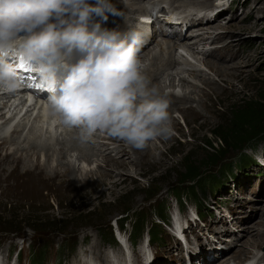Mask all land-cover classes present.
<instances>
[{"label": "rangeland", "instance_id": "374dc122", "mask_svg": "<svg viewBox=\"0 0 264 264\" xmlns=\"http://www.w3.org/2000/svg\"><path fill=\"white\" fill-rule=\"evenodd\" d=\"M152 1H164L162 6L168 10L169 0ZM196 1L205 4L203 0H179L172 6L180 8L176 13L183 15L196 10L205 12L207 7L185 6ZM230 1L233 2L229 4ZM111 2L115 7L129 3ZM210 4L214 6L213 16L217 14L215 19L210 17V23L214 32L223 35L221 41H205L208 43L197 47L199 54L175 52L174 69L155 76L157 81H165L163 86H167L168 78L177 85L176 73L184 71L182 77L202 90L203 80L193 79L188 72L196 68L198 75L217 84L214 93L207 90V110H201L196 96H192L196 114L184 123L183 113H171L177 121L171 138L150 142L148 146H155L156 159L161 155V166H153L150 159L143 161L140 155L135 159L129 145L98 133L93 140L97 162H76L74 152L67 155L76 168L96 170L91 180L100 179L102 185L93 190L67 191L62 177L64 168L57 165L65 160H58L56 154L47 162L26 157L27 152H19L15 146L11 147L13 150L9 145L0 147V264H32L31 254L40 256L35 264H86L89 257L93 258L91 246L98 247L96 253L103 264L111 261L109 251L115 259L132 256L133 264H181L179 261L188 258L193 264H200L195 261L197 258H207L203 264H211L217 260L211 256L222 252L219 245H205L213 241V236L226 246L218 256H228L227 264H247L264 251V123L260 126L262 134L238 149H234L233 140L228 139L225 145L216 138L219 133L230 136L235 111L246 109L263 94L264 0H211ZM130 5H139L135 8L138 15L144 12L142 3ZM104 23L113 30L114 15L110 13ZM166 40L159 36L150 48L158 43L165 50L171 42ZM228 41L233 46L223 48ZM212 51L221 67H235L228 75L216 76L202 65L206 53ZM170 91L164 89L166 93ZM182 91L176 88L174 93ZM59 132V144L76 136L72 130L67 135ZM54 146L55 150L61 147ZM9 152L17 156H8ZM106 155L115 161L113 164H122L114 165L116 169L105 167L111 164L105 163ZM56 166L54 173L49 167ZM199 175L201 178L194 180ZM206 252L211 256H201ZM198 253L201 257L196 256Z\"/></svg>", "mask_w": 264, "mask_h": 264}, {"label": "clouds", "instance_id": "9594fccd", "mask_svg": "<svg viewBox=\"0 0 264 264\" xmlns=\"http://www.w3.org/2000/svg\"><path fill=\"white\" fill-rule=\"evenodd\" d=\"M109 13L121 15L111 0H0V90L24 87L27 69L80 147L101 133L143 150L173 135L169 100L139 55L147 30L103 28Z\"/></svg>", "mask_w": 264, "mask_h": 264}, {"label": "bare ground", "instance_id": "6f19581e", "mask_svg": "<svg viewBox=\"0 0 264 264\" xmlns=\"http://www.w3.org/2000/svg\"><path fill=\"white\" fill-rule=\"evenodd\" d=\"M128 1H129V3L126 4L125 6H119V5L116 6L117 11H119L121 13V15H114L113 30L119 31L120 29L121 30L124 29V31H128L131 29H136L137 27L146 29V26H141V25L136 23V20L138 18L136 17L137 15H135V14L138 13V10L135 8L138 7L139 5L135 6V7H132L130 5V3L132 4V2H133V4L142 3V5H144L145 1L144 0H128ZM178 1L179 0H169L168 4H167L168 10L164 9V7L162 5H160L164 1H162V2L158 1L157 3L150 4L149 9H150V11H153L156 8H158V13H167V11H169L170 13H171V11L176 12L180 8H177V7L172 6V5L174 3H177ZM203 1L205 3L204 5H202L198 1H196L194 3L189 2L188 4L185 5V6H188L190 4L191 6L192 5L198 6L200 8H206L207 7V10L205 12H199L196 10V12L188 13V15L183 18V19H185V21L184 20L183 21L186 22V24H187L185 26V28H187V26H189L187 29L190 30L191 33H193L192 29H195V31H197V33H196L197 35L194 37V39L190 36H187V35L186 36H183V35L178 36V35H172L174 33L168 34L167 37H163V38L167 39L166 42H168V40H170L172 42V44H171V42H169L168 48L163 50V48L161 46L159 48V45L157 43V47L155 46L154 49L157 48L159 50H157V49L154 50V49H151L150 47H152L153 44L155 43L154 34H156V32H158V30H151V35L147 36L149 39H146V42H148V44L144 45L143 48L141 49L140 53H139L143 62L146 60L149 61L148 64L147 63L145 64L146 75L150 78L152 84L155 85L159 89L161 94L165 95L167 97V99L169 100V108H168L169 114L174 113V112L176 113V111H178L179 114L183 113V117H182L183 121L185 119H187V117H190V116L196 114L194 111L195 109L193 110V106H192L194 104L191 105L192 101L196 102L195 98L192 96H196L197 104L199 105V107L202 108V109L200 108L201 110L205 111L208 108V107L206 108L205 102H204L207 99H209V92L208 91H211L212 93H214L217 89V87H216L217 84L212 79L209 80V78H205L203 75H200V74L198 75V73L200 71L196 68H194L191 71L189 70L188 72H189V75L192 76L193 79H195V78L198 79L200 77L199 81L201 82L203 80L201 82L202 85L204 86V88L202 90H200L194 84L188 82V80L185 79L186 77L185 78L182 77V74L184 71H182L181 73H176V78L178 80L177 85H175V82H173V80L168 78L167 86H163V85H161V83H164L165 81L159 82V81H157L158 79L155 76L156 75L159 76L160 74H162L166 70H170V68L174 69V67H175L174 63L175 62L173 59L174 56L172 57V55L175 54V52H180V55H182V53H183L182 51L189 52L190 54H192V53L199 54L197 51V47H199L200 44L204 45L205 41L208 40L209 42H212V43H216V42L221 41L223 35L221 36L220 35L221 33L214 32L213 30L215 28L213 27V23L212 24L210 23V19L211 18L215 19L217 16V14L213 16V12H212V9H213L212 7H214L213 6L214 3L212 1L213 4L211 5L210 4L211 0H203ZM144 12H146V10H144ZM171 14L173 15L175 13H171ZM108 15H110V13ZM164 20L165 19H162L160 21L159 18H155L153 21H156V23L158 24L160 22H163ZM203 20H205L206 22L203 23ZM216 21H218V19H216ZM166 26L168 28H171L168 24ZM159 29L161 30V28H159ZM198 31H201V32L199 33ZM159 33H163V31H160ZM187 34H188V32H187ZM195 40H197V41H195ZM163 45H165V44H163ZM232 46H233V44L231 43V41H228V42H225V44L223 45V48H230ZM190 51H192V52H190ZM206 54H207V55H205L206 58L202 62V65L206 68V70H208V72H212L216 76L222 77V76L228 75V73L233 68H235L234 66L233 67H223V66L221 67L219 65V63L216 62L218 60H216L213 57V51L208 52ZM232 61L233 60H231V62ZM183 63L186 64L185 61H183ZM221 63H225V62H221ZM187 66H189V65H187ZM27 76L33 77V75L30 73V71H29ZM190 76H188V77L190 78ZM201 78H203V79H201ZM27 87H28L27 85L24 87H21L19 90H16L15 92H5V91L0 90V147H5L6 145H9L10 150H13L11 147L15 146L19 152H24V151H25L24 153L27 152L26 157H29V158L39 157L42 160L47 161V162H49L50 158L54 157L56 154L58 160H59V158L62 161L65 160L64 163L62 162L63 164H57V165L61 166V168H64L63 169L64 171L62 173V175H63L62 177L64 178L63 183H64L65 189L67 191H71V190H74V191L93 190L97 185H102L103 182L100 179H98L96 181L91 180L93 175H96V172H97L96 170L91 169L89 167H87L88 168L87 170H82L80 168H76L75 165H73L72 162H70L68 160L69 155H67L69 152H74L76 155L73 156V158L76 160V162L77 161H83V162L89 161V164H93V163L97 162V158L95 157L96 154H94L95 153L94 152L95 145H93L95 143L92 142L90 144L91 146L86 147L84 150H82V148L77 144L74 137H70V139L69 138L67 139V138L60 135L61 137H63V140H64V138H65V140L61 144H59L58 136H57L58 131H60L59 134H65V135L71 134V133L75 134L76 132L72 130L73 132L69 133L70 130L63 128L61 125H59L58 122L51 119L48 115V110H47L46 104L41 103V101L40 102H33L32 97L30 95L28 96V99L24 100V97L27 96L26 93H28ZM167 88L171 89L172 91H170L168 93L164 92V89L167 90ZM176 88H181V90L184 89V92L182 91L181 94H176V93H174V90H176ZM29 101H32L34 103V104L32 103L33 106L27 107V102H29ZM197 112H199V111H197ZM171 116L172 115H170V118H171ZM198 116H200V115H198ZM171 121H172V127L175 128L177 126V124H176L177 121L175 122L173 120V118H171ZM185 121H184V123H185ZM3 133H5V135H2ZM98 136H99V134L97 133L93 140L95 141V139L98 138ZM56 144L61 146L59 150L54 149L55 148L54 145H56ZM154 147L147 146L143 150H137V149L131 147V152L135 156V159H136L137 155H140L143 158V161H147L150 159L153 161L152 162L153 166H155L156 164L161 166V164H160L161 163L160 162L161 157L159 158V156H161V155L159 154L158 158L156 159V156L154 155V151H155ZM9 148L7 150H9ZM128 149L129 148H127V150ZM19 152L18 153L16 152V153L19 154ZM123 152H120L121 157L123 156ZM7 155L8 156L11 155L12 157L17 156L16 154L13 155L12 152H9V154L7 153ZM120 155L118 156V159H119ZM106 156L109 159V156L108 155H106ZM21 157H22V155H21ZM108 159H106L105 163H111V164L110 165H108V164L104 165L105 167L107 166V167H110L111 169H113L114 165L120 166L122 164V163L113 164V162H115V161H112L110 159L108 160ZM156 160H158V162ZM13 162L15 163V160ZM51 162L53 163V161H51ZM155 162H157V163H155ZM101 163L105 164L103 161H101ZM19 164H21V163H19ZM49 168H50V170L55 171L54 173H57V171H56V170H58L57 166L54 168L53 167H49ZM114 168L116 169V167H114ZM66 174L69 176L68 180L65 178L67 176ZM98 176L102 177V175H98ZM116 180H119V179H116ZM113 186H116V184ZM224 233H225V235H230V234H227L228 232H224ZM223 235L224 234H221V236H223ZM213 238L214 239H211L213 241H209L208 243H205V245L207 246L210 244H214L215 247H216V245H219V247L222 249V252H218V253L213 254V256L216 258H212V259H214V260L217 259V260H216V262L211 263V264H220L221 262H225L229 257L228 256L219 257L223 253V251H225L224 247H226V246L221 245V242L219 241L218 236H216V237L213 236ZM262 238H264V235ZM222 239H224V241H228L229 238H227V240H226L223 237ZM91 247L92 248H91L90 252L92 253L91 255H92L93 259L96 261L97 264H103V262L101 260V256H99V255L97 256V253H96V250H98V247L97 246H91ZM100 254H101V252H100ZM127 254L132 255L131 253H127ZM232 255H234V253ZM122 256H123V254H122ZM226 257H227V259H226ZM120 258L118 256V258L116 259L118 264H133L132 263V256L130 257V259L127 256L123 257V260H120ZM190 260L189 259L188 260L182 259L179 262L181 264H193L194 262L192 263V260L191 261ZM200 260H201V258H197L195 261H198V263L203 264L208 259L202 258V261H200ZM221 260H223V261H221ZM253 260H254V262H257L258 264L259 263L264 264V251L257 254V256H253ZM104 264H107V263H104ZM108 264H111V261L108 262ZM224 264H227V262H225Z\"/></svg>", "mask_w": 264, "mask_h": 264}, {"label": "trees", "instance_id": "16d2710c", "mask_svg": "<svg viewBox=\"0 0 264 264\" xmlns=\"http://www.w3.org/2000/svg\"><path fill=\"white\" fill-rule=\"evenodd\" d=\"M234 128L229 131L230 136L216 134V138L227 145V140L234 141V149L242 147L244 143L257 139L262 134L261 123H264V91L259 95V99L255 103H251L249 107L244 110L235 111V115L232 118ZM209 144V143H208ZM193 175V174H192ZM191 175V176H192ZM196 175V174H195ZM190 177V176H189ZM201 178V175L196 176L194 180L197 181ZM20 253L17 254L19 256ZM40 256L31 254L30 263L35 264V260H39Z\"/></svg>", "mask_w": 264, "mask_h": 264}]
</instances>
